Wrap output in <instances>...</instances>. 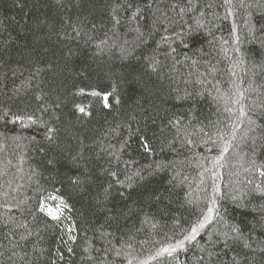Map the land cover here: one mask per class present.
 Segmentation results:
<instances>
[{
  "label": "trees",
  "instance_id": "trees-1",
  "mask_svg": "<svg viewBox=\"0 0 264 264\" xmlns=\"http://www.w3.org/2000/svg\"><path fill=\"white\" fill-rule=\"evenodd\" d=\"M0 264H264V0H0Z\"/></svg>",
  "mask_w": 264,
  "mask_h": 264
},
{
  "label": "snow or ice",
  "instance_id": "snow-or-ice-1",
  "mask_svg": "<svg viewBox=\"0 0 264 264\" xmlns=\"http://www.w3.org/2000/svg\"><path fill=\"white\" fill-rule=\"evenodd\" d=\"M94 95H95V93H93ZM80 111L81 112H83L84 110L81 108L80 109ZM16 119L17 120H20V119H22L21 117H16ZM28 119L29 120H32V117L31 116H29L28 117ZM51 131V130H50ZM145 147L147 148V145H145ZM225 151L227 150L226 148L224 149ZM217 191H218V189H217ZM53 199H59V198H57V197H52ZM62 202V201H61ZM215 199H212L211 200V204H215ZM63 203V202H62ZM67 205H64V207H66ZM42 211H44L45 209H41ZM59 208H57V209H55V210H53V209H51V208H49L48 210H47V214L49 215V216H51L53 219H58L59 218ZM207 215H205L204 217H203V219L201 220V221H199L198 223H197V225H195V226H193L192 227V229L190 230V232H189V234L188 235H186L185 237H184V239L183 240H179V241H177L176 243H175V245H169L168 247H166V248H163L161 251H163V252H167L169 255H171L173 252H175L178 248H183L184 247V241H191V240H194L195 238H196V235L199 233V231L201 230V229H203L205 226H206V224H208L210 221H211V219H212V214H213V207H209L208 208V210H207ZM157 254H159V253H157Z\"/></svg>",
  "mask_w": 264,
  "mask_h": 264
}]
</instances>
